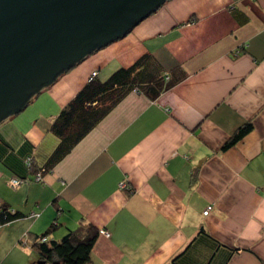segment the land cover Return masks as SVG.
I'll list each match as a JSON object with an SVG mask.
<instances>
[{
  "label": "crops",
  "instance_id": "obj_1",
  "mask_svg": "<svg viewBox=\"0 0 264 264\" xmlns=\"http://www.w3.org/2000/svg\"><path fill=\"white\" fill-rule=\"evenodd\" d=\"M146 53L185 79L156 100L128 94L41 182L11 188L0 158V205L25 215L0 226V264H50L34 238L58 211L50 240L80 221L108 233L93 264H264V0L166 1L0 123V141L27 139L43 162L52 120L90 74L105 80Z\"/></svg>",
  "mask_w": 264,
  "mask_h": 264
},
{
  "label": "water",
  "instance_id": "obj_2",
  "mask_svg": "<svg viewBox=\"0 0 264 264\" xmlns=\"http://www.w3.org/2000/svg\"><path fill=\"white\" fill-rule=\"evenodd\" d=\"M168 0H0V123Z\"/></svg>",
  "mask_w": 264,
  "mask_h": 264
},
{
  "label": "trees",
  "instance_id": "obj_3",
  "mask_svg": "<svg viewBox=\"0 0 264 264\" xmlns=\"http://www.w3.org/2000/svg\"><path fill=\"white\" fill-rule=\"evenodd\" d=\"M232 15L240 25L248 21L247 16L239 11H233ZM185 77L184 72H164L156 58L148 53L128 67L117 68L105 80L90 75L83 87L52 120L48 131L57 143L43 162H36V146L27 139L22 141L18 149L0 141V158L4 161V166L12 171L8 182L15 178L20 186L32 176L35 181H43L44 175L50 173L128 94L137 92L156 100ZM252 127L251 122L240 126L222 148L226 150L234 145L250 132ZM59 214L58 211L54 217L56 220L34 238L39 258L50 264H93L92 248L100 229L92 223L80 221L78 226L68 229L60 239L50 240L49 235L59 225ZM24 216L19 211L0 205V226Z\"/></svg>",
  "mask_w": 264,
  "mask_h": 264
},
{
  "label": "built area",
  "instance_id": "obj_4",
  "mask_svg": "<svg viewBox=\"0 0 264 264\" xmlns=\"http://www.w3.org/2000/svg\"><path fill=\"white\" fill-rule=\"evenodd\" d=\"M96 75V72H92V76H95ZM124 183V184H123ZM122 184L120 183V188H125V182H123ZM17 184H19V181L18 180H16L15 178H13V179H11V182H10V184L9 185H17ZM14 186V187H15ZM212 208V205H208L207 207H206V209L204 210V213L205 214H207L208 213V211L210 210ZM102 234H106V235H108V233L106 232V231H102L101 232Z\"/></svg>",
  "mask_w": 264,
  "mask_h": 264
},
{
  "label": "rangeland",
  "instance_id": "obj_5",
  "mask_svg": "<svg viewBox=\"0 0 264 264\" xmlns=\"http://www.w3.org/2000/svg\"><path fill=\"white\" fill-rule=\"evenodd\" d=\"M90 75H92V73H91ZM11 179H13V178H11ZM11 179H10L9 182H8L9 184H10V182H11ZM122 183H123V182H121V184H122ZM123 184H124V183H123ZM125 185H126L125 188H127L128 185L126 184V182H125ZM14 186H15V185H10L11 188L15 189V188H17V187L19 186V184H17L15 187H14ZM212 208H213V206H212ZM212 208L208 211V213L211 212ZM205 209H206V208H205ZM208 213H207V214H208ZM203 214H204V215H207V214L204 213V211H203ZM102 231L104 232V230H100V233H101ZM103 235L106 236V234H103Z\"/></svg>",
  "mask_w": 264,
  "mask_h": 264
}]
</instances>
